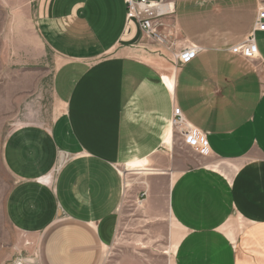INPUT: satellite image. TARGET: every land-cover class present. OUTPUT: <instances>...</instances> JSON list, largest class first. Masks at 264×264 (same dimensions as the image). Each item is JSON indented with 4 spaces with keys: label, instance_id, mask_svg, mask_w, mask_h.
<instances>
[{
    "label": "crops",
    "instance_id": "0c3cea01",
    "mask_svg": "<svg viewBox=\"0 0 264 264\" xmlns=\"http://www.w3.org/2000/svg\"><path fill=\"white\" fill-rule=\"evenodd\" d=\"M149 1L173 2L177 48L127 19L125 0H0V56L45 77L51 93L45 108L26 101L2 146L11 175L2 210L33 245L34 264L102 263L125 202L124 168L149 166L161 147L172 150L175 107L204 134L213 159L181 171L166 198L173 226L195 228L194 240L180 243L187 255L180 264L204 249L196 229L238 215L251 220L245 244L259 240L264 256V170L259 175L256 160L238 166L264 162V32L255 33L257 57L230 51L251 32L264 0ZM187 47L196 54L175 60ZM141 167L151 172L136 173L160 170ZM230 251L197 258L253 264L236 242Z\"/></svg>",
    "mask_w": 264,
    "mask_h": 264
},
{
    "label": "rangeland",
    "instance_id": "374dc122",
    "mask_svg": "<svg viewBox=\"0 0 264 264\" xmlns=\"http://www.w3.org/2000/svg\"><path fill=\"white\" fill-rule=\"evenodd\" d=\"M2 16L0 10V29ZM169 16L162 18V25L159 27L168 38L164 43V47L169 46L166 48L168 50L177 48L174 30L170 31L172 23ZM176 38L179 39V37ZM15 67V65H8L0 56V264H34L33 245L7 223L2 210L3 199L11 183V175L2 161V146L7 133L21 118L22 113L27 111L26 101L35 102L32 108L37 109L38 104L45 108L51 101V93L45 77L37 74L29 75L28 72ZM35 85H41V87L35 88ZM174 129L172 150L161 147L157 155L158 160L150 162L149 165L150 168L164 170L163 173L139 174L143 171H138L137 168L149 167L145 164L124 168L123 178L127 185L125 186V202L119 213L114 237L106 246L101 264H180L182 257L187 256L186 250H181L180 243L186 236L194 240L191 236L195 228H186L181 231L173 226L176 220L170 215L166 198L173 180L181 171L196 164L210 166L213 159L207 154H201L194 147L195 142L186 138L178 127ZM250 160L260 161L257 169L261 175L264 162L260 158L238 160V166L247 165ZM250 221V218L238 215L227 220L220 228L196 229L201 234L199 235L201 240H197V237L196 241L205 245L204 249L200 248L197 255L201 257L205 254L207 260L212 259V256L218 260L224 259L231 255L230 249L236 242L237 248L244 251L253 264H264L262 262L264 256L257 245L259 240L251 238L245 244L246 242L242 239L249 229L243 227ZM251 237H253L252 234ZM197 255L187 261H195L192 264H205L197 258Z\"/></svg>",
    "mask_w": 264,
    "mask_h": 264
},
{
    "label": "built area",
    "instance_id": "2783aa9c",
    "mask_svg": "<svg viewBox=\"0 0 264 264\" xmlns=\"http://www.w3.org/2000/svg\"><path fill=\"white\" fill-rule=\"evenodd\" d=\"M125 2L127 19H135L139 23L142 32L148 38L162 44L167 42V36L160 31L159 27L162 25V18L173 14L174 6L172 1L125 0ZM256 32H264V6L258 9L251 32L242 42L232 46L230 51L245 58L257 57ZM196 52V47H187L182 49L181 52L174 53V58L178 62L184 63L191 59ZM173 124L180 129L186 138L195 142L194 147L201 154L209 152L204 134L185 121L179 107L174 108Z\"/></svg>",
    "mask_w": 264,
    "mask_h": 264
},
{
    "label": "bare ground",
    "instance_id": "6f19581e",
    "mask_svg": "<svg viewBox=\"0 0 264 264\" xmlns=\"http://www.w3.org/2000/svg\"><path fill=\"white\" fill-rule=\"evenodd\" d=\"M158 7L161 8L159 5H158ZM173 125H174V127H177V126H175V124H173ZM133 166H134V165H133ZM137 169H139L138 171H147V172L149 171V172H151L150 170H145V169H143L142 167H139V168H137ZM159 172H163V171H160V170H159V171H156V172H154V173H159Z\"/></svg>",
    "mask_w": 264,
    "mask_h": 264
}]
</instances>
